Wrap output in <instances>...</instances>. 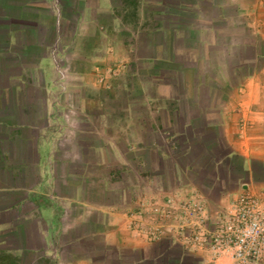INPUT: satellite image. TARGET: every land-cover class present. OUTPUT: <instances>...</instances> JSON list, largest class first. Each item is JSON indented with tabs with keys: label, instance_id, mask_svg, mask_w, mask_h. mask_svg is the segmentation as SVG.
I'll list each match as a JSON object with an SVG mask.
<instances>
[{
	"label": "crops",
	"instance_id": "obj_1",
	"mask_svg": "<svg viewBox=\"0 0 264 264\" xmlns=\"http://www.w3.org/2000/svg\"><path fill=\"white\" fill-rule=\"evenodd\" d=\"M122 58L142 96L84 98L64 142L59 65L86 87ZM238 169L264 188V0H0V264H208L131 213Z\"/></svg>",
	"mask_w": 264,
	"mask_h": 264
},
{
	"label": "built area",
	"instance_id": "obj_2",
	"mask_svg": "<svg viewBox=\"0 0 264 264\" xmlns=\"http://www.w3.org/2000/svg\"><path fill=\"white\" fill-rule=\"evenodd\" d=\"M131 215L149 219L151 227L139 228L149 239L170 236L188 249L207 251L208 264H264V189H246L217 210L195 189L183 198L151 202Z\"/></svg>",
	"mask_w": 264,
	"mask_h": 264
},
{
	"label": "rangeland",
	"instance_id": "obj_3",
	"mask_svg": "<svg viewBox=\"0 0 264 264\" xmlns=\"http://www.w3.org/2000/svg\"><path fill=\"white\" fill-rule=\"evenodd\" d=\"M132 47L136 48L135 41H132ZM138 43V42H136ZM139 44V43H138ZM58 47V48H57ZM59 49V46H55L54 50L56 51ZM135 50V49H134ZM132 53V51H131ZM133 56L135 52L133 51ZM131 55V54H130ZM129 55V56H130ZM129 59V58H128ZM119 66L116 65H108L104 69L97 70L95 69L94 71V82L97 84H88L86 87L84 84H67L70 81V66H64V65H59L57 68L59 71V78L61 81V84H58V89H54L53 91V97L56 102H58L57 105V115H61L63 118L59 121V126L60 128L64 129V135H63V141L65 142L67 139V136L70 134H77L80 130H83L85 128H92L91 122L88 120H85L86 117L84 115V110H83V99L84 98H101V99H106V98H111V100H118L119 104L114 105L113 111H118L119 116H126L128 112L130 111L127 109V104H125V99H129L133 96H142L138 95L137 91L140 92V89L135 88L134 85L136 84V79H133V76L143 79L144 76L137 74V71H135V74H132V77L130 75V70L133 71V66L129 70L130 67L127 65V61L125 59L119 60ZM117 69V70H115ZM129 70V71H127ZM119 76V78H118ZM101 78H104L102 81ZM118 78L119 79V84H112L113 80ZM143 96L148 97V90L146 88H143ZM212 92H214L218 98H224L225 94L227 93V90H217V89H212ZM219 92V93H218ZM211 93V91L209 92ZM137 94V95H136ZM211 96V94H210ZM224 101V100H223ZM106 107V106H105ZM146 106H140L138 107V112H146ZM152 108V107H151ZM220 108H224L223 103L220 104ZM129 110V111H128ZM99 111V107L97 106L93 112ZM112 111V112H113ZM190 113V111H189ZM75 136V135H74ZM200 149H198L199 151ZM196 151L197 155L203 154L204 156H209L210 154H214L210 148H202L201 151ZM174 160L179 157V153L173 154ZM199 157V156H198ZM206 158V157H205ZM241 161V159H239ZM238 160V161H239ZM239 170V178L238 175L236 177H232L231 171L228 173L227 170H225V176L226 179H222L221 181L219 180L218 184L215 186H210L212 182H210L209 177L205 178L206 175H203L201 172L200 176H197L196 182H198L199 185H202L201 190L196 189V191L202 192L204 196L207 198L208 204L211 209L217 210L221 209L226 205H229L231 201L234 200L233 195L236 197L242 193L243 190L240 189V186H238V179L240 180L242 178L243 181L248 180V174L246 172H243L244 170L238 169ZM242 176V177H241ZM231 177L232 181L237 182V186L233 187L231 192L228 193L227 189V178ZM241 177V178H240ZM260 179V177H259ZM258 180V179H257ZM190 181L194 182V178L190 179ZM191 183V182H190ZM195 183V182H194ZM193 184V183H192ZM195 185V184H194ZM224 189V190H223ZM264 188H252V191H259ZM208 193L209 195H207ZM207 195V196H206ZM212 196H215L216 198H212ZM174 198V196H172ZM178 199V197H176ZM212 199V201L210 200ZM152 201L146 200V196H140L138 201H136L135 205L139 206L138 209L146 208L150 206Z\"/></svg>",
	"mask_w": 264,
	"mask_h": 264
},
{
	"label": "trees",
	"instance_id": "obj_4",
	"mask_svg": "<svg viewBox=\"0 0 264 264\" xmlns=\"http://www.w3.org/2000/svg\"><path fill=\"white\" fill-rule=\"evenodd\" d=\"M257 168V167H256ZM256 171H258V168H257V170Z\"/></svg>",
	"mask_w": 264,
	"mask_h": 264
}]
</instances>
